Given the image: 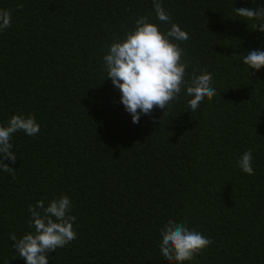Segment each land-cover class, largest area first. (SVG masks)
Returning a JSON list of instances; mask_svg holds the SVG:
<instances>
[{
  "label": "trees",
  "instance_id": "1",
  "mask_svg": "<svg viewBox=\"0 0 264 264\" xmlns=\"http://www.w3.org/2000/svg\"><path fill=\"white\" fill-rule=\"evenodd\" d=\"M161 3L169 23L153 0H0L12 13L0 31V126L16 114L40 124L12 136L15 178L0 170V264H26L10 234L34 231L29 205L63 195L77 239L49 264H173L159 248L169 219L213 241L184 264H264V68L241 60L264 49V32L234 12L264 0ZM140 16L189 33L178 42L186 79L210 73L211 101L191 112L182 90L165 115L132 122L103 57ZM249 149L254 175L238 166Z\"/></svg>",
  "mask_w": 264,
  "mask_h": 264
},
{
  "label": "clouds",
  "instance_id": "2",
  "mask_svg": "<svg viewBox=\"0 0 264 264\" xmlns=\"http://www.w3.org/2000/svg\"><path fill=\"white\" fill-rule=\"evenodd\" d=\"M23 3L17 8L22 9ZM156 19L161 23H169L170 15L162 6L161 0H153ZM234 12L246 19L254 31L264 32V5L258 8L239 7ZM12 13L0 10V31L11 26ZM133 31L125 34L123 39H116L104 55L107 79L121 93V103L131 114L132 122L139 123L141 114L151 115L155 108L164 110L179 99L183 91L191 97L187 103L191 112H195L207 99L211 101L216 95L213 87V76L208 72L193 75L191 81L186 79L187 62L183 61V48L178 42L187 41L189 33L179 24L172 23L167 31H162L156 23L150 22L147 16H140L135 21ZM241 60L251 70L264 68V49H256L243 54ZM22 131L35 136L40 131V124L35 115H13L7 126H0V170L15 178L16 168L4 161L11 160L15 164L17 156L11 143L13 134ZM253 152L251 149L243 153L238 161L240 169L254 175L252 167ZM72 201L68 195L60 196L45 205L40 200L36 205H29L31 216L28 231L18 238L10 234L17 256L26 264H49L48 256L57 248H62L77 239L74 229L76 216L72 215ZM159 248L162 256L173 264L191 262L207 249L213 241L187 222L169 219L161 228Z\"/></svg>",
  "mask_w": 264,
  "mask_h": 264
}]
</instances>
